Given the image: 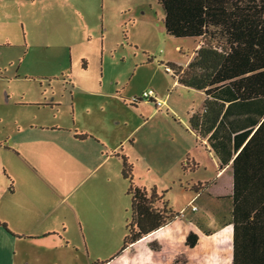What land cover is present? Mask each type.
<instances>
[{"label": "rangeland", "instance_id": "rangeland-1", "mask_svg": "<svg viewBox=\"0 0 264 264\" xmlns=\"http://www.w3.org/2000/svg\"><path fill=\"white\" fill-rule=\"evenodd\" d=\"M163 18L157 0H0L3 216L17 220L8 210L9 202H17L23 212L34 205L40 225L66 231L85 250L84 223L103 222V229L109 230L101 243L109 249L119 243L121 251L120 232L126 224L119 234L113 224L129 220L131 207L121 156L133 165L137 186L165 193L169 206L180 215L190 208L181 210L193 196L185 192L188 184L215 178L219 169L215 154L189 131V115L202 110L206 95L178 84L166 69L168 63L187 65L198 42L169 36ZM145 91L155 93L162 106L144 99ZM37 122L57 123L68 131L54 134L61 139L46 145L55 157L41 155L46 149L37 150L45 158L46 172L40 175L24 172L26 166L13 148ZM81 131H91L106 143L91 142L100 149H90L91 143L77 137ZM67 136L79 141L76 147L66 143ZM118 146L120 159L111 154ZM108 151L112 159L103 163L101 155L105 158ZM187 156L196 161V171L192 163L187 165ZM183 164L190 172L183 171ZM207 198L202 196L195 205L202 209ZM220 205L214 208L219 217L206 215L203 221L212 224V230L227 221L225 207ZM175 222L165 234L141 243L138 249L129 248L128 252L137 254L128 253L122 264H174L182 253H188L189 264H228V247L219 241L225 233L190 252L184 245V225ZM151 243L162 250L152 251ZM74 246L68 250H77ZM97 261L93 255L92 263Z\"/></svg>", "mask_w": 264, "mask_h": 264}, {"label": "crops", "instance_id": "crops-1", "mask_svg": "<svg viewBox=\"0 0 264 264\" xmlns=\"http://www.w3.org/2000/svg\"><path fill=\"white\" fill-rule=\"evenodd\" d=\"M196 41L198 42L196 47L197 51L200 47V41ZM196 51L188 60L187 65L183 68H186L193 60ZM166 69L167 71L170 69L171 71L169 72L173 75V70L169 68L168 65H166ZM175 81L178 83L177 79H175ZM52 97L53 100L56 99L54 93H52ZM156 99L158 100V97H156ZM140 100L142 101V99ZM210 100H213V98L210 97ZM215 100L224 102L227 110V114L222 117L216 129L212 133L202 137L192 132L190 128L189 131L197 137V142L200 141L201 144L207 143L209 145L218 160L219 169L213 180L198 181L188 184L185 188V192L188 193V191H190L193 196L181 210H184L188 205H190V208L182 211V215H180L175 223L179 222L184 225L183 230H186V238L190 232L194 231L191 223H195L211 232H219V235L211 240L202 239L195 249L189 250L190 252H193L198 247L202 246V244L211 243L216 238L219 240L220 236L225 233L226 237L219 241L228 247V264H233L235 239L234 224L236 223L239 227L250 226L256 223L264 225V97L247 102H240L231 89H224L219 91ZM204 105L205 102L201 111L193 112L189 115V121L193 114H202L204 112ZM62 132L68 131L57 123L45 125L37 122L29 130L26 129L22 133L21 140L18 144H13V148L17 152L16 157L20 164L26 166L27 169H33L30 171L23 167L24 172L38 175H40L41 172H46V168L43 165L45 158L40 156L37 150L40 149L41 153V150L46 149V153H41V155L55 157V154H52L46 145H51L52 141L60 140L61 137L54 136V134ZM81 133L91 136L86 140H80L84 143L93 142L97 145H100L102 142L106 143L105 141H101L97 135L91 131H81ZM95 138L98 141L95 140ZM65 141L72 147H76L79 143L78 140L71 136L65 137ZM93 143L89 144L90 149H100ZM104 148L108 149L107 147ZM118 152L120 153L119 146L115 147L114 150L112 149L111 154L115 156L119 154ZM102 157H104V154L101 155V159H104L103 163L112 159L111 156H109V151L105 158ZM116 158L120 159V157ZM68 160L69 159L66 161ZM187 160H189V165L192 163L194 166L193 170L196 171V161L190 156H187ZM186 172L190 171L187 170ZM46 182L52 185V180L50 181L48 179ZM199 184L202 186L201 189H199V192H194L193 187ZM15 192L16 190L13 191V194H15ZM202 196H207L208 198L205 200L202 209H199L195 204ZM16 203L17 202H9L7 206L8 210L12 211L10 213L16 215L14 218H17V220L12 217L3 216L0 212V224H2L0 225V264H93V255L94 259L98 260L97 262H107L110 258L114 257L109 264H122L125 255L129 253L131 256H135L137 254V252L132 254L126 251L121 256L118 255L121 247V245L119 247V243L116 247L114 245L113 249H109L106 244L103 246L101 242L105 240L104 234H106L109 229H103V222L95 221H88L86 223L88 227H86L85 223L83 225L84 236L87 240L88 248L85 250L83 249L84 247H81V243H74V240L67 237L66 231L61 232L58 227L51 224L40 225V221L35 215L36 209L34 205L32 208H28L27 212H23L21 207L17 208L16 205L18 203ZM22 204L29 206V204L24 203L19 205L22 206ZM104 204L100 203V206H104ZM220 204H223L225 207L224 212L227 221L222 225L221 218H219L218 224L221 223V226H219V229L212 230L210 227L212 224L209 226L203 221H207L206 215L210 217L212 214L215 218L219 217L220 212H215L214 208ZM193 207L197 208V210L193 211ZM73 210L76 211L75 206H73ZM226 217L222 218V222ZM181 218L185 220H181ZM235 218L236 222H234ZM79 221L83 224L81 220ZM127 222L128 220L120 223L115 222L113 224L114 231L117 228L116 234H119V230H121ZM3 225H5V227ZM170 227L171 226L160 229L156 233L144 238L134 248L138 249L141 243H145L155 236L165 234ZM94 234L100 235V238H93ZM124 235L126 236V228L125 231L120 232L121 238H125ZM237 236L239 241H242L244 236L243 230H237ZM245 239L247 240L246 237ZM73 244L75 246L72 248H76L77 250H73L72 252L69 251L68 248ZM263 250L264 249H260L261 253H263ZM247 252L249 253V249ZM67 255L70 256L67 257L69 261H65V256ZM71 257L73 259H71ZM119 258L120 260H118ZM188 260H190L189 256ZM128 261L129 260H127V262Z\"/></svg>", "mask_w": 264, "mask_h": 264}, {"label": "trees", "instance_id": "trees-1", "mask_svg": "<svg viewBox=\"0 0 264 264\" xmlns=\"http://www.w3.org/2000/svg\"><path fill=\"white\" fill-rule=\"evenodd\" d=\"M157 1L163 8V24L169 36L200 41L195 57L186 68L167 64L179 84L203 91L207 96L204 112L190 118L192 132L201 137L212 133L227 114L226 104L215 100L221 90L231 89L240 102L264 97V0ZM77 137L86 140L91 136ZM115 156L120 157V154ZM121 158L122 176L129 182L127 196L131 199V207L120 256L180 217L165 200V193L137 186L133 165L127 157ZM182 169L187 171L185 164ZM201 187V184L194 186L193 191L199 192ZM191 225L194 231L189 233L184 244L189 250L195 249L202 239L211 240L219 235L195 223ZM234 229L233 264H264V250L260 251L264 249V225L239 227L235 223ZM237 230H243L242 241L238 239ZM149 248L156 252L162 250L153 243ZM112 260L96 264H109ZM174 264H189L187 254L177 255Z\"/></svg>", "mask_w": 264, "mask_h": 264}, {"label": "built area", "instance_id": "built-area-1", "mask_svg": "<svg viewBox=\"0 0 264 264\" xmlns=\"http://www.w3.org/2000/svg\"><path fill=\"white\" fill-rule=\"evenodd\" d=\"M169 71H171V70L169 69ZM143 98L146 99V100H150V101H153V100H154V103H155L156 106L159 107V108L162 106V103L159 102V101L156 99V97H155V95H154L153 92H145V93L143 94ZM192 210L195 211V210H197V208L193 207Z\"/></svg>", "mask_w": 264, "mask_h": 264}]
</instances>
